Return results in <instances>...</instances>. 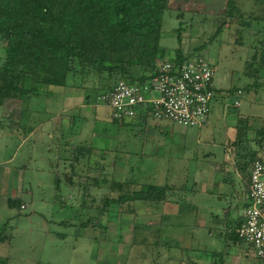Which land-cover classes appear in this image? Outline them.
Here are the masks:
<instances>
[{"label": "rangeland", "instance_id": "1", "mask_svg": "<svg viewBox=\"0 0 264 264\" xmlns=\"http://www.w3.org/2000/svg\"><path fill=\"white\" fill-rule=\"evenodd\" d=\"M172 1L171 5L173 4L174 9L165 12L162 17L163 33L159 42L161 48L159 58L167 60L173 57L175 50L180 47L182 53L201 57L213 65L214 78L218 81L221 90L248 83L249 79L244 72L248 69L246 66L250 65L253 55L254 48L251 45L256 46L258 50L264 42L262 20L264 3L255 0H231L235 5L232 12L238 17L229 19L218 16L227 0ZM178 13H181L180 18H177ZM253 17L259 19L253 20ZM179 21H182L183 28L180 46L176 39ZM246 23L247 26L244 25ZM220 24L222 31L215 34ZM3 47L4 42H0V60ZM198 47L202 48L196 51ZM259 56V52L256 51V58ZM259 74L264 83V70H260ZM88 82L76 88L50 87L49 93L54 92L55 95L37 100L39 103L47 104V107L55 104L61 111L62 124L69 126L68 132H62V136L57 138L61 156H65V145L68 143L96 147L101 135L109 136L105 137L104 143L111 151L119 149L117 148L119 143L121 146L126 143L128 147V140H133L130 141V149L136 153L141 152L145 144L144 133L139 128H129L124 136L121 135L124 138L116 140L115 138L120 135L109 118V109L97 101L96 85ZM59 92L64 96L70 93V99L57 95L56 93ZM235 101L239 103L238 107L234 105ZM21 105L22 102L19 100H10L3 106L0 104V122L2 109L6 110L9 106L15 108L17 112ZM239 117L248 118L247 123L251 128L248 132L245 131L246 139L250 140V144L248 149L239 150L241 157L247 154L244 158H249L250 150L256 152V158L264 160V137L256 134L264 128V87L258 92L247 91L240 96L228 93L217 96L209 120L206 125L199 127H187L150 117L147 120L148 125L159 124L164 129L162 135L157 133L159 154L156 157L149 155L139 157L137 154L131 158H210L213 162L220 163L227 158L229 163L234 152L231 153L227 147L234 139L238 123L235 119ZM1 128L4 131L8 130V126H0V132L3 131ZM133 134H138L140 137L137 138V135L135 137ZM18 141L13 137L10 147L6 150L2 149L0 155L11 152V148L15 147ZM27 146L21 148L20 152H23L12 164L14 167H20L17 168L15 175L19 178V180L16 178L18 189H23L18 195L25 202V208L22 210L6 208L4 199L0 198V226L6 223L4 228H0V237L3 240L0 243V257L5 259L0 264H241L239 255H235L238 259L230 258L229 246H225L219 237L211 241L205 239L208 235V227L218 228L214 219H211V213L217 215L219 208L222 207L217 195L204 196V199L199 197L200 205L210 211L208 226L204 228L195 225L196 212L191 207L192 192L189 189L178 195L180 199L175 196L172 198L179 204L175 203L173 208H168L169 210H166V206L162 211L159 205L149 207L141 202H132L128 206L134 210L137 218L123 210L126 209L125 205L118 212V205L111 206L106 213L107 218L106 215L98 213L97 206L100 205L91 201L94 195L97 198L104 196L106 191L101 187L93 189L87 187V189L85 186L84 190L78 189L79 186H83L82 178L79 177L70 187L62 175L58 174L62 179L59 189L56 190L55 174L46 169L45 164L38 159H35L30 167L45 166L40 172L31 171L30 168L23 169L22 164L25 165V162H22V157ZM101 155V151H96L91 158H101ZM46 157L51 158L49 155ZM60 170L63 171L61 168ZM132 177L141 184L165 181L141 178L143 177L141 173L131 174L129 180H133ZM168 181L179 187L182 183L187 184L189 180L175 178ZM211 181L217 180H213L212 176ZM240 181L237 179V182ZM38 185L41 187L38 188ZM25 190L29 193L26 194ZM179 207L180 211H176ZM161 214L160 225L140 230L136 238L130 239V221L136 224H149V222L156 224ZM117 216H123L124 221H129L116 224ZM84 222H88V226H82ZM114 222L116 223L113 224ZM155 230L159 231L157 237ZM143 240L144 244L136 243H141ZM210 242L214 244L211 249H225V251L222 250L217 257H203L200 253L203 249L202 245L210 249ZM234 250L238 254L247 251L240 245ZM184 251L186 253H183ZM253 264H264V262L254 259Z\"/></svg>", "mask_w": 264, "mask_h": 264}, {"label": "trees", "instance_id": "2", "mask_svg": "<svg viewBox=\"0 0 264 264\" xmlns=\"http://www.w3.org/2000/svg\"><path fill=\"white\" fill-rule=\"evenodd\" d=\"M255 1L264 3V0ZM171 2L173 1L0 0V42H4L0 60V104L6 100L26 103L32 97L47 96L50 87L76 88L85 82L89 83L88 81L96 85L98 91L96 99L100 94L111 90L119 81L147 83L157 75L158 64L163 60L159 58L161 49L159 42L163 33L162 17L165 12L174 9ZM234 9V3L227 0L218 16L236 18L238 16L232 12ZM180 14L178 13L177 18H180ZM262 20L264 21V18ZM221 31L220 24L215 34ZM182 32V21H179L176 30L179 46L182 44ZM263 43L258 50L256 46L251 45L254 48L253 55L250 65L246 66L248 69L244 72L249 82L243 86L228 88L224 95L228 93L240 96L247 91L258 92L264 87L262 76L259 74L260 70H264ZM201 48H196V51ZM256 51L260 55L258 58ZM191 58L197 57L182 53L179 47L175 50L174 56L167 60L178 65ZM214 92L215 98L222 94L216 90ZM145 110L148 111L149 108ZM237 122L234 139L229 142L227 148L231 153L234 152L232 158L236 159L238 171L244 172V177L247 175L245 179L248 188L250 171L248 168L255 160L261 159L256 158V152L250 150L249 158H244L247 154L241 157L239 150L248 149L250 144L245 131L248 132L251 128L247 123L248 118L239 117ZM262 130L264 128L256 132L260 137H264ZM67 151L72 176L82 178V189H86L93 182L97 183L98 179H89L86 175H81L83 171L80 165L86 166L92 152L91 147L73 145ZM71 179L69 176L65 181L69 183ZM135 183L131 179L122 183L111 181L110 189L103 197L97 198L96 195L91 197L90 194L88 197H91L93 203L100 205L97 206L100 215L108 213L110 207L114 205L119 206L117 212L125 205L126 209L123 210L134 215V210L128 206L130 203L135 201L165 203L181 189L168 185L141 184L139 189L134 190ZM56 185L58 179L55 178ZM8 203L10 207L17 209L21 205L18 198L9 199ZM241 222V219H238L235 225H230V233H227L229 242L226 246L237 244L249 249L236 233ZM87 225L88 222L82 224L85 227ZM5 226L6 224H3L0 228ZM148 228L147 224L133 223L130 229L131 239L136 238L138 231ZM154 233H157L156 230ZM136 243L144 244L145 241ZM213 254L216 256L220 252ZM4 260L0 257V263ZM259 261L264 262L261 259Z\"/></svg>", "mask_w": 264, "mask_h": 264}, {"label": "crops", "instance_id": "3", "mask_svg": "<svg viewBox=\"0 0 264 264\" xmlns=\"http://www.w3.org/2000/svg\"><path fill=\"white\" fill-rule=\"evenodd\" d=\"M213 83L215 90L222 93L220 96L224 95V91H226L227 89L221 90L220 87H218V81L215 80V78ZM53 93L51 92L47 96L41 95L39 97L30 98L28 101H26V103H22L21 107L17 109V112H15V108H10L9 106L6 107V110L2 109L3 115L0 122V126H8V130L4 131V129L1 128V130L3 131L0 132V141L2 142L0 143V153L2 149L5 148L6 150L10 147L13 137H16V139L19 140L17 145L11 148V152L9 151L5 154L2 153L3 155H0V198L4 199L6 203V208L14 209L13 207L9 206L8 200H14L17 198L20 200L21 204L19 210L24 209L26 206L25 202L21 199V196L18 195V192L23 191L22 188L18 189L17 184L19 178L15 175V173L17 172V168L20 167L12 166L13 162L17 159V156L23 152H20V150L22 147H25V145L28 146L27 150H25V153L22 157V162H25V165L22 164V168H30L31 171L40 172V169L45 168L46 166V169L48 168L50 172L55 174V178L58 179V185L55 186L56 190L59 189V184L62 178L66 180L67 177H72L71 182H66L70 187L74 185L73 181L75 179L77 180L78 178V176H72L73 173L70 170V161L67 160V157H69V151L67 150L72 148L73 144L70 145V143H68L69 145H65V156L62 157L61 153L59 152L60 143L59 141H57V138L62 136V132H68L69 126L62 124V118H60L61 111L55 104L50 107H47V104H42L37 101L40 98L55 95V93ZM64 93L65 92H63V94ZM56 94L61 95V92H59V94ZM61 96L65 99H70L71 94L69 93L65 96ZM8 101L10 100L3 101L1 103V106H3L4 103H7ZM209 115L207 116L205 122L202 125H206L207 121L209 120ZM150 117L151 116L148 111L141 109L138 111L137 115L132 119H126L118 122L111 121L117 127L116 131L120 135L115 138L116 140L124 138L123 136L125 135V131L127 129L129 130V128H139V130L144 133L143 140L145 144H143L142 151L139 153H136L132 149H130L131 140H128V147L126 143L123 146L119 145V143L117 147L119 149H117L116 151H111L110 149H108V147L105 146L104 143L105 137H109L107 135H101V142L99 141L96 147L90 145L92 149L90 158H88V161H86L85 167L80 165L83 171L81 175H86V177L89 179H98L97 183L93 182L90 186H88L89 189L101 187L106 192H108L110 189L111 181L122 183L123 181L131 178V174L133 173H141L143 174V177L141 178H146L150 180H165L163 181L164 183L152 184L157 186L168 185L176 189L181 188L178 190V192H176L177 195L175 196L179 199L180 197H178V195L184 190L186 191L187 189H189L190 192H192L191 207L193 208L192 210L196 212L194 213L196 222L195 225H197L199 228H204L208 226L210 212L209 209H205L200 205L201 203L199 197H203L204 199V196L207 197L208 195H217L220 204H222V207L219 208L220 211H218L217 215L214 216V214L211 213V219H214V222L216 223V225H218V228L208 227V235L205 239H210L211 241L219 237V239L222 240V242L225 243L226 246V243L229 242L227 238V233H230V227L232 226V224L235 225L234 223H236V221L238 219H241L242 217V210L245 206L246 195L248 193L247 179H245L247 175L244 177L245 173L238 171L237 162L235 158H231L232 161H230L229 163H227V158L224 162L222 161V163L213 162L210 158H131L132 156L137 154L139 155V157L144 155L156 157L159 154L160 148L158 144L159 141L157 133L159 132L162 135L164 129L159 124H154L151 126L148 125L147 120ZM235 120L237 121L238 118H236ZM133 135H135V137L137 135V138L140 137L138 134ZM1 146L3 148H1ZM164 146H166V144ZM96 151H101V158H91V156H93ZM45 153L46 156L49 155L51 156V158L46 157ZM35 159L40 160V162L44 163L45 166L30 167L33 161H35ZM60 168L63 169V171H61ZM249 170L250 167L248 168V171ZM58 174L62 175V178ZM212 176L213 180H217L216 182L211 181ZM134 177L139 178L138 176ZM135 178H133V180H136ZM175 178H186L189 181L187 182V184H180L179 187H177L176 184L168 183V179L174 180ZM237 179L241 181L237 182ZM104 181H107V183ZM135 182L136 183L133 188L134 190H137L140 188L141 183H139L138 181ZM77 186L79 185L77 184ZM40 187L41 186L38 185V188ZM79 188L82 189V186H79L78 189ZM25 193L28 194L29 191L25 190ZM172 198H169L165 203L145 201H135V203L141 202L146 205H149V207H155L156 205H159L160 207H162L163 211L165 206L166 210H169L170 207L173 208L175 203H177L173 201ZM180 202H182V199L180 200ZM180 207L177 208L176 211H180ZM2 211H4V209H2ZM103 215H106V213H104ZM132 216L136 218L138 217L136 213ZM106 217L108 218V215H106ZM122 217L123 216H117V223L114 222L113 224H118V222L120 223L122 221L127 223L129 221H124ZM161 223L162 214L160 215L158 223L153 224L152 222H149V224L147 225L151 227L157 224L160 225ZM108 224L109 223H107V225ZM132 224L133 223L130 221V229ZM156 232V235H158L159 231L156 230ZM200 235H202V233ZM121 236L122 234H120L119 237ZM121 240L124 241V239ZM1 242H3L2 239L0 240V243ZM212 242H210L211 247L209 249L208 246H205L203 244L205 243V240H203V249L202 252H200L203 257H217V255L215 256L213 254L214 252L218 253L222 250L225 251V249H211L212 246H214ZM233 246L237 247V245ZM233 246H229L230 258L238 259L237 257H235V255H239V263L253 264L254 259L256 258L253 257L249 249H246L247 251L245 253L241 252L240 255L236 250H234V248L236 249V247Z\"/></svg>", "mask_w": 264, "mask_h": 264}, {"label": "built area", "instance_id": "4", "mask_svg": "<svg viewBox=\"0 0 264 264\" xmlns=\"http://www.w3.org/2000/svg\"><path fill=\"white\" fill-rule=\"evenodd\" d=\"M213 81V65L201 57L178 65L164 59L158 64L157 75L147 83L119 81L97 101L108 107L111 120L132 119L148 107L153 119L199 127L215 99ZM241 221L236 229L238 237L249 246L253 257L264 260V160L257 159L250 166Z\"/></svg>", "mask_w": 264, "mask_h": 264}]
</instances>
